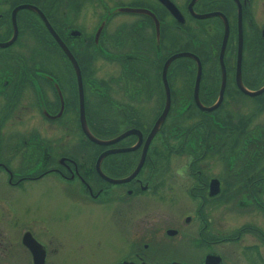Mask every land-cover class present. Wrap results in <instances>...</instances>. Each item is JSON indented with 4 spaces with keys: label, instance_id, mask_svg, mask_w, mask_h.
<instances>
[{
    "label": "flooded vegetation",
    "instance_id": "obj_1",
    "mask_svg": "<svg viewBox=\"0 0 264 264\" xmlns=\"http://www.w3.org/2000/svg\"><path fill=\"white\" fill-rule=\"evenodd\" d=\"M53 193L110 249L61 255L28 204ZM242 205L258 223L222 224ZM251 253L264 264V0H0V264Z\"/></svg>",
    "mask_w": 264,
    "mask_h": 264
},
{
    "label": "rangeland",
    "instance_id": "obj_2",
    "mask_svg": "<svg viewBox=\"0 0 264 264\" xmlns=\"http://www.w3.org/2000/svg\"><path fill=\"white\" fill-rule=\"evenodd\" d=\"M209 167L211 168V165H209ZM171 168L170 169L174 172V174L177 171L182 172L183 170H185V163L181 160H172ZM212 168V173L222 172V169H220L218 163L212 165ZM172 183L174 184L175 189L178 187L179 191H182V187L189 185V183H186V181L183 180L181 173L176 174L174 180H172ZM242 199L243 202H248L245 200V198ZM28 204L32 207L38 206L40 208L41 212L44 215V227L46 225V227L48 228V224L54 222L50 221V223H47V220L56 221L55 223L57 224V228L55 227L54 223L52 229L53 234H65V237L62 236L63 239L58 237L53 246L58 248L61 252V255L65 256L67 259H76V257L84 258V253L79 252L82 247L84 249L92 251L94 256H98L101 254L100 252L110 249L106 241V238H109V234L104 233L105 226L101 223L100 220L88 216L84 208L77 207L75 212H71L72 206L67 202H65L66 206L60 203L58 197L54 193L53 196H44V198H41L39 196L29 198ZM244 204L245 203H243V205ZM243 205L240 208L237 207L236 211H233L236 213L235 218L228 215L225 219V222L223 221L222 224L227 225L228 223L234 222L237 228H239V226L244 223H258V215L255 213L254 209H249V206ZM154 209H156V207L146 210L154 211ZM140 211L144 210L142 209ZM161 213L163 214V212L156 211L157 217H160ZM167 216L169 217L170 215ZM86 241H88L87 246L85 244ZM253 243L254 239L247 236L236 246L233 245V247H229V245H220L217 248L226 251L231 248H233V250H241L247 249ZM243 258L239 260V264H260L259 259L256 258L252 253L243 255ZM75 263L81 264L80 262Z\"/></svg>",
    "mask_w": 264,
    "mask_h": 264
},
{
    "label": "water",
    "instance_id": "obj_3",
    "mask_svg": "<svg viewBox=\"0 0 264 264\" xmlns=\"http://www.w3.org/2000/svg\"><path fill=\"white\" fill-rule=\"evenodd\" d=\"M183 55H179L178 57H182ZM176 58V57H174ZM200 74V72L198 73V75ZM87 136L90 138V140H92L93 142H98L94 137H92L89 133L87 134ZM212 189H213V192L212 193H215L218 192V189H217V186H212ZM215 190V191H214ZM218 258L216 257H208L206 258V264H217L218 263ZM176 264V263H174Z\"/></svg>",
    "mask_w": 264,
    "mask_h": 264
},
{
    "label": "bare ground",
    "instance_id": "obj_4",
    "mask_svg": "<svg viewBox=\"0 0 264 264\" xmlns=\"http://www.w3.org/2000/svg\"><path fill=\"white\" fill-rule=\"evenodd\" d=\"M174 264V263H173Z\"/></svg>",
    "mask_w": 264,
    "mask_h": 264
}]
</instances>
